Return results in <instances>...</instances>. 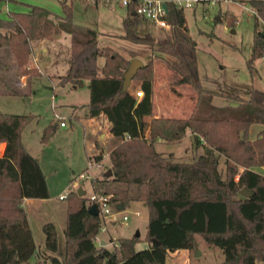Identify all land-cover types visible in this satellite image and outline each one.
<instances>
[{
    "label": "trees",
    "instance_id": "obj_1",
    "mask_svg": "<svg viewBox=\"0 0 264 264\" xmlns=\"http://www.w3.org/2000/svg\"><path fill=\"white\" fill-rule=\"evenodd\" d=\"M247 1L255 10L246 59L252 72V59L264 54V33L256 24V18L264 24V0ZM59 2L58 12L37 2L6 13L0 7V92H30L31 78L39 73L29 63L31 41L51 38L62 30L68 33L67 66L58 81L86 85V113H102L112 138L107 150L110 174L97 178L95 188L108 193L113 207L120 202L122 208L130 199L145 203V244L135 248L138 234L134 233L115 237L111 247L95 243L99 214L87 210L89 201L84 194L67 187L62 197V249L57 250L55 223L47 220L41 226L47 251L36 252L22 204L25 196L49 194L39 159L22 140V129L35 114L0 110V141L6 142L0 153V264H45L46 260L48 264H164L168 250L193 248L195 234L207 246L222 250L216 264H264V86L251 85L246 96L203 87L197 74L195 40L187 32L182 8L167 3L169 30L158 41L148 32L135 33L133 26L142 17L128 13L121 18V35L169 54L166 64L177 75L174 83H185L195 93L188 114L154 115L151 59L142 62L131 77L138 80L142 92L136 98L121 87L128 58L108 44H98L95 28L74 23L69 3ZM224 16L230 24L233 18L227 12ZM6 52L13 55L16 77L6 71ZM98 55L102 56L100 64ZM21 75L26 76L23 86L15 83ZM213 94H225L237 102L213 104ZM251 122H260L262 127L248 138ZM55 126L56 122L44 126L42 140ZM186 129L194 143L203 146L192 159H173L155 148L157 138L176 141ZM219 154L224 158L223 170L217 167ZM101 155L99 150L92 157L97 161ZM241 187L249 193H239Z\"/></svg>",
    "mask_w": 264,
    "mask_h": 264
},
{
    "label": "rangeland",
    "instance_id": "obj_2",
    "mask_svg": "<svg viewBox=\"0 0 264 264\" xmlns=\"http://www.w3.org/2000/svg\"><path fill=\"white\" fill-rule=\"evenodd\" d=\"M17 2V0H10ZM27 1H35L50 8L54 12L60 9L59 0H25L20 6L28 8ZM71 8V20L74 23L89 25L96 30L98 44H108L125 57H138L142 62L148 58L153 64V111L163 108V114L184 116L191 110L195 93L187 84L174 83L177 76L166 64L171 56L156 46L151 47L145 42H136L121 35L123 26L122 16L125 15V6L119 0H66ZM240 1V2H239ZM226 2L221 4L200 5L183 8V15L188 34L195 40L196 68L200 84L205 88L219 90L229 94L246 96L251 85L263 87L264 59L256 56L251 64L252 72L246 63L250 55L254 14L247 0ZM224 12L233 18L228 24ZM215 14L219 19H214ZM257 19V27L264 33V24ZM137 34L152 33L155 41L165 35L149 18H141L134 26ZM69 36L61 31L56 43H47L49 54L55 52L54 61L50 66L65 63L68 55ZM38 46V45H37ZM38 48V47H37ZM36 47L31 43L29 63L35 66L39 73L31 78L30 92L27 94H9L0 92V110L8 112L28 113L35 116L22 129V140L25 147L39 159L45 174L48 187V196L41 201L33 223V236L36 248L47 251L44 245V232L41 223L52 220L56 225L57 250L62 249V226L64 223L65 198L57 195L67 189L80 186L86 197L95 188L96 179L102 176L109 163L107 150L112 145V138L106 118L102 113L85 122L84 111L88 100L86 85L72 86L69 82L61 84L58 81L60 68L39 67L33 62V53ZM42 58L47 54L40 53ZM4 59L8 64L6 69L9 75L16 77V64L13 55L6 52ZM97 63L102 62L98 55ZM40 61V60H39ZM33 62V63H31ZM42 63V60L40 61ZM54 62V63H53ZM56 63V64H55ZM47 72L50 74L48 75ZM26 88V87H25ZM133 89H140L133 85ZM133 94L134 91H132ZM176 103L168 107L170 97ZM213 104H235V98L225 94H213ZM165 105L167 107H165ZM190 105V106H189ZM55 112L63 116L64 125H59ZM49 122H56L54 130L42 140L43 128ZM188 132L178 141H166L157 138L155 148L163 154H170L173 159L190 160L202 151V144H195ZM257 134V133H256ZM255 134V135H256ZM248 137V135H247ZM249 138V137H248ZM253 138V137H252ZM159 139V141H157ZM101 151L99 160L87 168L88 161H93L92 154ZM222 154L218 156L217 167L224 168ZM251 167L256 168L257 165ZM258 168V167H257ZM80 171L87 172L88 176H79ZM127 214L124 221H117L110 217L105 222L107 230H97L95 241L100 237L105 239V246L111 247L108 235L128 236L138 232L135 248L145 244L143 234L146 227V206L142 200L130 199L120 208ZM138 210L139 213H136ZM119 214V212H118ZM117 216V215H116ZM195 245L189 249L191 264H216L222 258V250L216 246H207L199 234H195ZM112 239V238H110Z\"/></svg>",
    "mask_w": 264,
    "mask_h": 264
},
{
    "label": "crops",
    "instance_id": "obj_3",
    "mask_svg": "<svg viewBox=\"0 0 264 264\" xmlns=\"http://www.w3.org/2000/svg\"><path fill=\"white\" fill-rule=\"evenodd\" d=\"M20 1L24 2L25 0H17V2H13V1H10V0H4V1L0 2L1 12L2 13H6V11L8 9H10V8H13V9H24L25 7L20 6V3H19ZM27 2L30 3L32 1H27ZM33 2H35V1H33ZM28 7H29V5H28ZM125 14H128L127 9L125 11ZM60 34H61V31L57 32L56 35H54L51 38L43 37V38L33 39L31 41L32 45H34L36 47V50H34V53H33V58H34L33 62L35 63L36 66L39 67V63H40L41 66L44 65L47 68L56 67V68L62 69L63 71L65 70V68L67 66V55L65 57V61H64L65 63L61 62L59 65L58 64L57 65L53 64L52 66H50L52 64V61H54V57H55L56 53L55 52L54 53L51 52V54H49L48 53L49 52V46H47V43L48 44L49 43H56V41L59 39V35ZM39 50L42 51L40 53H43V54H45V53L47 54L48 53L47 56L42 58L41 57L42 55L38 54ZM260 57L262 59H264V57H262V56H260ZM39 60L40 61L42 60V63ZM33 62H31V63H33ZM63 71L60 72L58 70L57 73H62ZM47 74L50 75L48 72H47ZM25 81H26V76L25 75H21L17 79H15V83L20 85V86H23L25 84ZM262 82L264 83L263 80H262ZM133 85L139 88L138 80L134 79V78H130L129 83L127 85V88L129 89L130 92L134 91ZM255 86H258V85H255ZM262 86H264V85H262ZM153 90H154V84H153V79H152V96H151L152 98H153ZM134 96L137 98L139 95H135L134 94ZM172 98H174V97L171 96L170 100H169V103L166 104L168 107H172V106L176 105V103H174ZM166 105H165V107H167ZM162 109L163 108H159V110H156V111L154 110V115L163 114V112L161 111ZM99 114H97V115H99ZM84 115H85V122L86 123L91 122L92 118L94 116H96V115L90 116V115H88L86 113V111H84ZM106 121H107L106 122V126H109V121L108 120H106ZM61 125H64V124H61ZM261 127H262V124L260 122H251L248 125V127H247V135H248V137L249 138L254 137L255 134L258 132V130ZM144 133L146 134L147 132L145 131ZM187 133L188 132H186V130H185L184 134L179 139H181ZM178 140H176V141H178ZM157 141H159V139ZM1 144H3L4 147L0 148V153L4 152L6 142L4 140H2V141H0V145ZM257 167L256 168L252 167V168L257 170V171H262L263 170L262 166L257 165ZM46 197H27V196H25L22 199V204L24 206V209H25V212H26V216H27V220H28L29 226L31 228L32 234H33V223L35 222L36 213L38 211V208H40V206H41V201H43V199H45ZM64 215H65V208H64ZM41 226H42V223H41ZM104 230H107V226H106V228ZM110 238H112V239H110ZM108 241L114 243L115 242V236L109 234L108 235ZM62 242H63V236H62ZM105 242H106L105 239L102 238V237H100L98 239V242L95 241V243H100V244H104V245H105ZM36 250H37L36 252H41L42 249L37 248ZM45 264H48V260L45 261ZM164 264H191V258H190V255H189V249L186 248V247H178V248H174V249L168 250L166 255H165V257H164Z\"/></svg>",
    "mask_w": 264,
    "mask_h": 264
},
{
    "label": "built area",
    "instance_id": "obj_4",
    "mask_svg": "<svg viewBox=\"0 0 264 264\" xmlns=\"http://www.w3.org/2000/svg\"><path fill=\"white\" fill-rule=\"evenodd\" d=\"M237 2L239 0H119L120 4L125 6L128 13L137 14L142 18H149L152 23L157 27V30L163 31L165 35L169 30V21L167 16V3L172 4L179 8L191 7L192 9L197 5H210V4H221L226 2ZM240 2V1H239ZM128 6H130L128 8ZM252 13H255V10L251 8ZM264 57V54L261 55ZM34 59V58H33ZM135 95H141V89L134 90ZM55 117L58 120V124H64L63 116L55 112ZM98 161V160H97ZM88 161L87 168L92 164L97 162ZM79 176L87 177L88 173L80 171ZM67 190V189H66ZM65 191L59 193L57 196L62 198L65 195ZM108 193L101 191H93L87 197L89 203L94 201L97 207V213L99 214L100 221L98 225L99 230H104L106 228V221L110 217H115L117 221H124L127 218V214L121 212L120 208L114 207L108 201ZM119 212V214H118ZM136 213H139L138 210H135ZM117 215V216H116ZM98 241V239H97Z\"/></svg>",
    "mask_w": 264,
    "mask_h": 264
},
{
    "label": "water",
    "instance_id": "obj_5",
    "mask_svg": "<svg viewBox=\"0 0 264 264\" xmlns=\"http://www.w3.org/2000/svg\"><path fill=\"white\" fill-rule=\"evenodd\" d=\"M214 19H218L219 15L215 14L213 16ZM261 34H263V31H261ZM142 64V61L138 58V57H129L128 58V62L125 66V68L122 71V80H121V87H127L130 78L132 77L133 73L135 72L136 68L139 67ZM110 167H107L106 170H104L102 172V175H109L110 174ZM75 191L77 194H82L83 193V189L80 186H77L75 188ZM239 193L241 194H248L249 190L241 187L239 189ZM117 208H121L122 204L120 202L116 203L115 205ZM87 210L91 213H97V207H96V203L94 201H91L88 205H87ZM258 216V214L256 215ZM134 234H138L137 230L134 232Z\"/></svg>",
    "mask_w": 264,
    "mask_h": 264
}]
</instances>
